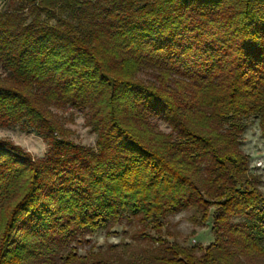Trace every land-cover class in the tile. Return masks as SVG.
<instances>
[{
	"label": "trees",
	"instance_id": "1",
	"mask_svg": "<svg viewBox=\"0 0 264 264\" xmlns=\"http://www.w3.org/2000/svg\"><path fill=\"white\" fill-rule=\"evenodd\" d=\"M65 107L94 147L67 136ZM253 119L264 134V0H0V127L49 145L35 158L0 138V264H264L261 179L240 147ZM211 207L207 246L161 236ZM123 219L160 251L77 252Z\"/></svg>",
	"mask_w": 264,
	"mask_h": 264
},
{
	"label": "rangeland",
	"instance_id": "2",
	"mask_svg": "<svg viewBox=\"0 0 264 264\" xmlns=\"http://www.w3.org/2000/svg\"><path fill=\"white\" fill-rule=\"evenodd\" d=\"M58 120L65 128V133L75 143L84 147H94L96 134L86 122V114L82 111L65 107L55 109ZM161 128L164 124L160 123ZM0 138L9 139L28 151L35 158H43L49 154V145L42 135L34 131L23 130L19 125L0 127ZM240 147L249 157V168L260 176V190L264 194V134L260 131L257 119L248 122L241 134ZM215 207H211L207 220L203 223L193 222L190 219L191 211L183 210L170 215L162 228L161 236L169 241H176L183 246L205 247L214 241L212 230ZM138 228L135 223H127L124 219L114 226L101 228L87 236L77 247L80 254L89 251L116 252L125 258L130 256H148L152 252L160 251L158 243L150 238L135 237L134 231ZM154 234L153 230H149Z\"/></svg>",
	"mask_w": 264,
	"mask_h": 264
}]
</instances>
